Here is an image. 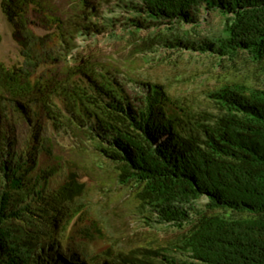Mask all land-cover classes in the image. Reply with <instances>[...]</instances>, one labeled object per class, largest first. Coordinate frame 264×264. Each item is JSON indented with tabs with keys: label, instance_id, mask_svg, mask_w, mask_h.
Returning <instances> with one entry per match:
<instances>
[{
	"label": "trees",
	"instance_id": "1",
	"mask_svg": "<svg viewBox=\"0 0 264 264\" xmlns=\"http://www.w3.org/2000/svg\"><path fill=\"white\" fill-rule=\"evenodd\" d=\"M0 0L22 63L0 62V264H264V0ZM217 15L216 37L189 39ZM42 18L45 41L30 29ZM119 26L146 62L204 56L258 71L260 85L225 82L202 98L93 59ZM262 79H261V78ZM24 129L19 134L17 129ZM12 135L13 137H11ZM17 137V138H18ZM56 147L93 158L131 194L155 248L94 255L95 227L79 171L50 189Z\"/></svg>",
	"mask_w": 264,
	"mask_h": 264
},
{
	"label": "rangeland",
	"instance_id": "2",
	"mask_svg": "<svg viewBox=\"0 0 264 264\" xmlns=\"http://www.w3.org/2000/svg\"><path fill=\"white\" fill-rule=\"evenodd\" d=\"M54 1L52 5L59 4L61 0ZM31 21L30 29L35 36L45 41L53 39L54 32L49 23L37 16ZM116 27V36L108 32L97 47H92L93 59L119 67L140 81L160 83L174 96H196L201 99L204 91L221 83L247 81L253 86L261 83L257 79L260 75L258 71H249V67L242 63L236 68L226 65L218 67L215 58L186 55L183 58L171 56L162 61L155 58L146 62L135 49L136 39H145L146 32L142 31L131 38L119 26ZM188 31L191 32L189 39L216 37L222 31V21L217 15H212L199 28ZM0 62L7 67L22 63L20 46L14 38V26L1 9ZM24 132L18 127L14 139L22 142L18 136ZM54 154L60 159L58 163L46 156L39 158L42 167L57 164L59 172L50 180L51 190L62 185L70 171H79L80 182L86 183L87 190L80 200L86 205V212L73 221L69 233L80 239L81 229L95 227L99 233L94 231L96 238L88 244L91 253L99 255L106 250L128 252L141 247L155 248L172 237L170 232L151 230L141 222L134 212L131 194L117 188L112 182L111 173L97 169L92 157L62 147H56Z\"/></svg>",
	"mask_w": 264,
	"mask_h": 264
}]
</instances>
